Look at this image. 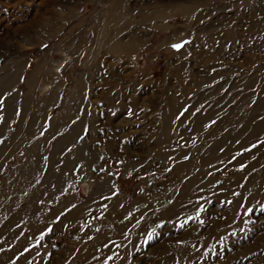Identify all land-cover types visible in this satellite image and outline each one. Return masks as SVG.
<instances>
[{"label":"rangeland","instance_id":"obj_1","mask_svg":"<svg viewBox=\"0 0 264 264\" xmlns=\"http://www.w3.org/2000/svg\"><path fill=\"white\" fill-rule=\"evenodd\" d=\"M0 264H264V0H0Z\"/></svg>","mask_w":264,"mask_h":264},{"label":"snow or ice","instance_id":"obj_2","mask_svg":"<svg viewBox=\"0 0 264 264\" xmlns=\"http://www.w3.org/2000/svg\"><path fill=\"white\" fill-rule=\"evenodd\" d=\"M175 48L179 49L182 45H174Z\"/></svg>","mask_w":264,"mask_h":264}]
</instances>
